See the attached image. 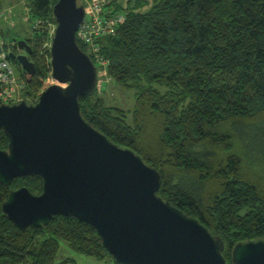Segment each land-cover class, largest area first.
<instances>
[{
  "label": "trees",
  "instance_id": "1",
  "mask_svg": "<svg viewBox=\"0 0 264 264\" xmlns=\"http://www.w3.org/2000/svg\"><path fill=\"white\" fill-rule=\"evenodd\" d=\"M56 1L26 2L34 73L27 75L9 56L27 102L51 78L47 40ZM108 5L110 15L122 14L123 21L97 38L99 52L113 82L135 90L134 108L129 115L95 89L79 97L82 116L153 166L161 179L157 194L222 238V254L231 263L237 242L264 239V0H127L125 5L108 0ZM7 142L0 130V148ZM22 186L39 194L42 179L0 183V264H76L69 257L56 261L60 241L82 255L113 258L95 229L72 216L17 228L1 205L10 189Z\"/></svg>",
  "mask_w": 264,
  "mask_h": 264
},
{
  "label": "water",
  "instance_id": "2",
  "mask_svg": "<svg viewBox=\"0 0 264 264\" xmlns=\"http://www.w3.org/2000/svg\"><path fill=\"white\" fill-rule=\"evenodd\" d=\"M56 27L50 45L51 77L34 103H0V183L39 176L42 191L10 189L3 214L19 229L46 226L55 215L92 226L115 264H264V239L237 242L231 263L224 241L196 218L161 198L160 174L140 155L110 141L82 116L79 97L92 94L97 71L76 42L85 7L77 0L52 6ZM16 40V39H15ZM9 53L35 71L31 47Z\"/></svg>",
  "mask_w": 264,
  "mask_h": 264
},
{
  "label": "rangeland",
  "instance_id": "3",
  "mask_svg": "<svg viewBox=\"0 0 264 264\" xmlns=\"http://www.w3.org/2000/svg\"><path fill=\"white\" fill-rule=\"evenodd\" d=\"M78 1V0H77ZM122 5L127 3V0H119ZM27 0H0V10L3 12V16L0 20V32L2 31L5 35L4 41L8 44L9 53L10 51L14 54L24 53L23 50H19L16 45V41L23 39L27 42L28 38L31 37L30 21L28 10L26 7ZM91 0H86L85 5H89ZM106 6L108 5V0H105ZM109 6V5H108ZM85 7V6H84ZM107 10H111L107 7ZM56 26L49 31L48 40L49 47L51 45V40L53 37L54 29ZM2 33V34H3ZM16 39V40H15ZM46 42V43H47ZM16 46L14 51L13 45ZM10 45V46H9ZM22 68V67H21ZM23 69V68H22ZM29 75V74H27ZM97 82L95 89L98 90V94L105 96L108 103L121 107L128 111L131 115V111L134 108L135 103V90L127 89L125 87L119 86L113 82V80L108 76L105 70L102 68L97 71ZM56 81L52 77L45 81L44 88L49 84L55 83ZM100 85V86H99ZM99 86V87H98ZM20 88L16 89V93L12 96L13 100L11 102L17 103L19 100H23V93L25 84L19 85ZM99 88V89H98ZM39 95V94H38ZM38 96L27 97L28 102L34 103ZM15 99V100H14ZM1 100V99H0ZM17 101V102H16ZM73 258L76 264H114V259L111 257H105L104 259H95L90 256L79 254L69 248L68 244L64 241L59 242V250L56 255V261H60L64 258Z\"/></svg>",
  "mask_w": 264,
  "mask_h": 264
},
{
  "label": "built area",
  "instance_id": "4",
  "mask_svg": "<svg viewBox=\"0 0 264 264\" xmlns=\"http://www.w3.org/2000/svg\"><path fill=\"white\" fill-rule=\"evenodd\" d=\"M105 7V0H91L88 6L85 5L84 20L76 31V38L84 43L88 55L93 57L91 59L96 66V71L103 68L107 73L108 60L100 54L97 38L113 33L116 24L123 21V15L119 13L110 15V10ZM1 15L0 13V17ZM5 44L7 43L0 36V99L3 103H13L12 96L23 81L9 60V49Z\"/></svg>",
  "mask_w": 264,
  "mask_h": 264
},
{
  "label": "bare ground",
  "instance_id": "5",
  "mask_svg": "<svg viewBox=\"0 0 264 264\" xmlns=\"http://www.w3.org/2000/svg\"><path fill=\"white\" fill-rule=\"evenodd\" d=\"M96 83H97V81H96Z\"/></svg>",
  "mask_w": 264,
  "mask_h": 264
},
{
  "label": "flooded vegetation",
  "instance_id": "6",
  "mask_svg": "<svg viewBox=\"0 0 264 264\" xmlns=\"http://www.w3.org/2000/svg\"><path fill=\"white\" fill-rule=\"evenodd\" d=\"M13 45V44H12Z\"/></svg>",
  "mask_w": 264,
  "mask_h": 264
}]
</instances>
